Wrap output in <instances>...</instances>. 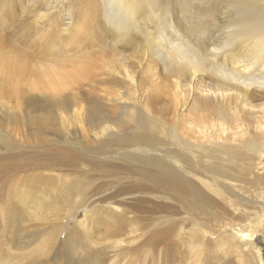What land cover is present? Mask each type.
Segmentation results:
<instances>
[{
  "label": "bare ground",
  "instance_id": "6f19581e",
  "mask_svg": "<svg viewBox=\"0 0 264 264\" xmlns=\"http://www.w3.org/2000/svg\"><path fill=\"white\" fill-rule=\"evenodd\" d=\"M218 2L183 0L179 20L170 18L166 0H0L1 71L16 105L23 101L19 116H32L18 118L30 130V143L54 147L47 152L63 161L76 156L103 176L133 174L157 194L188 198L192 205H204L210 195L223 197L222 164L239 167L244 152H254L264 138V0H227L231 20L218 19ZM218 21L221 38L212 34ZM145 66L153 82L161 75L169 83L171 111L162 112L145 97L148 87L136 83ZM119 104L118 114L113 106ZM72 124L77 133L68 130ZM3 139L0 131V144ZM258 169L264 173V162ZM83 182L62 175L23 184L13 206L60 222L58 239L63 221L88 207L79 202ZM76 225L86 237L104 225L105 237L117 245L134 232L125 209L113 203L85 211ZM197 225L190 234L194 264H223L219 246H202ZM251 237L240 230L234 239ZM51 245L42 247L44 264L58 254ZM248 259L242 254L239 264H252Z\"/></svg>",
  "mask_w": 264,
  "mask_h": 264
},
{
  "label": "rangeland",
  "instance_id": "374dc122",
  "mask_svg": "<svg viewBox=\"0 0 264 264\" xmlns=\"http://www.w3.org/2000/svg\"><path fill=\"white\" fill-rule=\"evenodd\" d=\"M182 1L166 0L170 8L168 11L171 15L170 18L182 19V14H180ZM227 4V0H219L214 8L217 17L220 16L219 20L227 19L226 16L230 20L233 19L231 18L234 17L231 9L226 10ZM220 22L216 23L215 29L212 31L215 38H221L225 32H222L223 25ZM153 23L155 24V21ZM149 28L151 30V27ZM0 34V36L3 35L1 32ZM10 43L23 48L18 41ZM154 64H157L160 71L161 64L157 61ZM147 66L136 77V83H140L143 88L148 87L145 97L151 96L155 99L153 102L156 103L157 108L163 109L162 112L171 111L173 92L168 89L169 83L163 82L164 78L161 75L157 84V81L153 82L147 72ZM2 69L0 66V96L4 95V100L0 99V120L2 121L0 131L5 139L2 140L4 145L0 144V264H44L42 247L46 243H52L50 252L58 251V254L55 258V255L51 254L45 264H129V262L148 264L153 257L159 259L158 264H194L195 256L190 249V234L197 224L201 231L202 246L209 249L213 244L210 247L212 250L215 247L217 250L219 246V251H217L222 257H225H223V264H239L242 254L243 257H248L252 264H258L259 257L263 262L264 173L259 171L258 167L260 163L264 162V138L257 139V147L254 152L251 154L244 152L239 167L232 169L233 166L230 164H222L226 177L218 179L221 181L220 184L223 183L226 187L224 198L222 196H214V198L213 195H210V197L207 196L204 205H192L190 202L192 200L188 198L170 196L166 193L157 194L151 186L143 184L133 174L123 172L118 177L103 176L100 175L99 170L83 163L76 156L68 155L65 158L69 160L63 161L61 160L63 158L60 159L53 151L47 152L48 149L54 147L36 146L30 143V130L27 126L20 124L18 118L26 119L32 116H19L20 112L24 113L23 101H18L20 106L16 105L15 98L4 82V79L7 78L1 71ZM151 88L154 89V93L150 91ZM83 89L86 90V86ZM113 108H117L116 113L121 112V104L114 105ZM13 112L17 116H11ZM27 112L30 115L38 114L29 110ZM75 125L66 127L71 133H74L76 131L73 128L78 130ZM161 135L159 134V137L165 140V134ZM48 138L55 140L53 136H48ZM62 175L84 180L81 184L83 199L79 202H86L88 207L84 211H80L77 217H68L63 221L64 228L57 239L58 232L62 228L57 226L60 222L57 223L47 217L39 216L29 209L22 207L15 209L13 195L23 184L34 186L39 181L55 179ZM227 177L228 180L225 181ZM220 184L218 187L223 190L225 187L222 188ZM229 197L234 202H231ZM109 203H113L120 209H125L132 222L130 229L132 227L134 229L133 233L128 231L120 237L123 238V241L119 245L113 241L114 238L105 237L104 225H99L100 230L89 234V237H86L87 233L82 227L76 225L83 219L85 211L94 207L100 209ZM240 230L246 235L252 234V237L245 241L246 244L234 239L236 232ZM202 231L206 233H202ZM2 251L9 255L3 256ZM225 251L227 252L225 253ZM236 252H240L239 255H236ZM234 253L236 254L234 255ZM236 256L241 258L238 257V259Z\"/></svg>",
  "mask_w": 264,
  "mask_h": 264
},
{
  "label": "water",
  "instance_id": "95a60500",
  "mask_svg": "<svg viewBox=\"0 0 264 264\" xmlns=\"http://www.w3.org/2000/svg\"><path fill=\"white\" fill-rule=\"evenodd\" d=\"M262 256H263V264H264V245H263V248H262Z\"/></svg>",
  "mask_w": 264,
  "mask_h": 264
},
{
  "label": "flooded vegetation",
  "instance_id": "af4514ba",
  "mask_svg": "<svg viewBox=\"0 0 264 264\" xmlns=\"http://www.w3.org/2000/svg\"><path fill=\"white\" fill-rule=\"evenodd\" d=\"M263 255V254H262Z\"/></svg>",
  "mask_w": 264,
  "mask_h": 264
}]
</instances>
